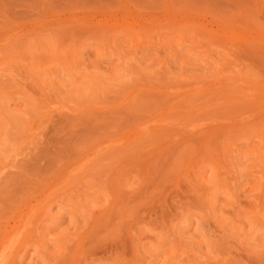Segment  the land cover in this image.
I'll list each match as a JSON object with an SVG mask.
<instances>
[{
  "label": "rangeland",
  "instance_id": "374dc122",
  "mask_svg": "<svg viewBox=\"0 0 264 264\" xmlns=\"http://www.w3.org/2000/svg\"><path fill=\"white\" fill-rule=\"evenodd\" d=\"M0 264H264V0H0Z\"/></svg>",
  "mask_w": 264,
  "mask_h": 264
},
{
  "label": "bare ground",
  "instance_id": "6f19581e",
  "mask_svg": "<svg viewBox=\"0 0 264 264\" xmlns=\"http://www.w3.org/2000/svg\"><path fill=\"white\" fill-rule=\"evenodd\" d=\"M101 151V150H100ZM11 248V247H10Z\"/></svg>",
  "mask_w": 264,
  "mask_h": 264
}]
</instances>
